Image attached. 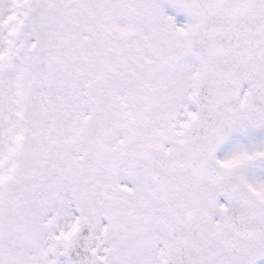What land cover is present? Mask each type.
Returning <instances> with one entry per match:
<instances>
[{"label": "snow or ice", "instance_id": "1", "mask_svg": "<svg viewBox=\"0 0 264 264\" xmlns=\"http://www.w3.org/2000/svg\"><path fill=\"white\" fill-rule=\"evenodd\" d=\"M0 264H264V0H0Z\"/></svg>", "mask_w": 264, "mask_h": 264}]
</instances>
